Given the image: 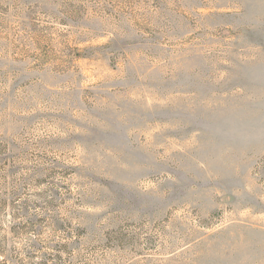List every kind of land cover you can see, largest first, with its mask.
<instances>
[{
    "label": "rangeland",
    "instance_id": "1",
    "mask_svg": "<svg viewBox=\"0 0 264 264\" xmlns=\"http://www.w3.org/2000/svg\"><path fill=\"white\" fill-rule=\"evenodd\" d=\"M0 264H264V0H0Z\"/></svg>",
    "mask_w": 264,
    "mask_h": 264
}]
</instances>
